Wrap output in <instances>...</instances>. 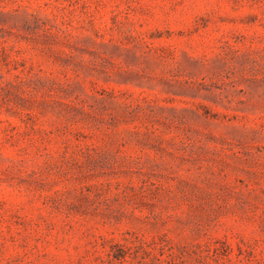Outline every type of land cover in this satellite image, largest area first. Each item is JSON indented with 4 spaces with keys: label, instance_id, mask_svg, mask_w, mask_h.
I'll return each instance as SVG.
<instances>
[{
    "label": "rangeland",
    "instance_id": "obj_1",
    "mask_svg": "<svg viewBox=\"0 0 264 264\" xmlns=\"http://www.w3.org/2000/svg\"><path fill=\"white\" fill-rule=\"evenodd\" d=\"M0 264H264V0H0Z\"/></svg>",
    "mask_w": 264,
    "mask_h": 264
}]
</instances>
